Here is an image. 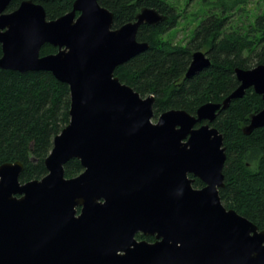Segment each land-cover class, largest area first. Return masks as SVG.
<instances>
[{
  "label": "water",
  "instance_id": "water-1",
  "mask_svg": "<svg viewBox=\"0 0 264 264\" xmlns=\"http://www.w3.org/2000/svg\"><path fill=\"white\" fill-rule=\"evenodd\" d=\"M10 1L0 0V69L49 72L66 84L70 119L43 178L20 183V162L0 165V264H264V231L221 203L226 156L210 125L248 89L264 103V64L235 69L239 85L222 103L195 115L169 110L153 122L154 97H140L114 70L147 50L138 28L166 16L143 7L113 29L97 0H75L55 20L32 0L7 12ZM45 44L57 51L41 56ZM209 66L197 50L185 77ZM263 127L264 106L242 132ZM72 159L83 170L68 179Z\"/></svg>",
  "mask_w": 264,
  "mask_h": 264
},
{
  "label": "trees",
  "instance_id": "trees-1",
  "mask_svg": "<svg viewBox=\"0 0 264 264\" xmlns=\"http://www.w3.org/2000/svg\"><path fill=\"white\" fill-rule=\"evenodd\" d=\"M23 0H11L7 12ZM42 5L47 20L68 13L75 0H32ZM178 0H97L113 15V29L133 22L143 7L153 8L166 19L156 26L141 25L136 40L147 50L116 67L114 76L140 97H154L153 118L169 110L195 115L205 103H222L239 85L235 69H251L264 64V11L248 21L245 7L251 0L210 1V13L196 26L185 44L163 38L176 27L178 15L171 2ZM200 50L210 66L191 78L185 74L192 53ZM55 47L45 44L40 55L53 54ZM1 56V48H0ZM69 87L49 72L0 69V165L20 162L19 182L39 180L46 174L44 161L52 142L69 123ZM264 106L252 89L231 100L210 124L223 137L224 186L219 189L221 203L264 231V127L249 135L242 132L252 114ZM199 126V125H197ZM78 160L64 165V177L82 172ZM192 186L202 188L199 179ZM137 240L154 242L153 237L136 235Z\"/></svg>",
  "mask_w": 264,
  "mask_h": 264
},
{
  "label": "rangeland",
  "instance_id": "rangeland-1",
  "mask_svg": "<svg viewBox=\"0 0 264 264\" xmlns=\"http://www.w3.org/2000/svg\"><path fill=\"white\" fill-rule=\"evenodd\" d=\"M210 1L214 0H178L171 2L178 15L176 27L169 30L163 36L165 40H170L177 44H185L191 37L196 26L210 13ZM248 11V21L264 11V0H251L245 7ZM157 119H152L156 122Z\"/></svg>",
  "mask_w": 264,
  "mask_h": 264
},
{
  "label": "flooded vegetation",
  "instance_id": "flooded-vegetation-1",
  "mask_svg": "<svg viewBox=\"0 0 264 264\" xmlns=\"http://www.w3.org/2000/svg\"><path fill=\"white\" fill-rule=\"evenodd\" d=\"M191 177V176H190Z\"/></svg>",
  "mask_w": 264,
  "mask_h": 264
}]
</instances>
